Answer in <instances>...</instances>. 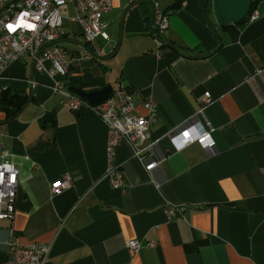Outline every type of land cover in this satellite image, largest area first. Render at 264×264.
Instances as JSON below:
<instances>
[{
  "label": "crops",
  "instance_id": "obj_1",
  "mask_svg": "<svg viewBox=\"0 0 264 264\" xmlns=\"http://www.w3.org/2000/svg\"><path fill=\"white\" fill-rule=\"evenodd\" d=\"M255 1L260 18L228 29L218 25L213 0H183L177 11L176 0H156L169 18V47L153 35V2L116 0L103 17L109 40L96 43L117 48L114 55L105 50L59 78L86 92L124 86L140 117L146 99L154 102L150 141L160 165L146 171L121 143L125 192L105 178L102 119L62 107L32 60L9 66L0 88L33 97L11 120L0 109V157L7 151L19 170L15 217L0 227V264L10 230L22 244L52 243L45 264H264V0ZM64 30L60 45L81 50V27L67 21ZM196 119L214 129L213 153L171 141ZM66 179L70 187L53 196L52 184ZM169 204L184 208L180 219L167 221ZM132 240L141 242L136 254Z\"/></svg>",
  "mask_w": 264,
  "mask_h": 264
},
{
  "label": "built area",
  "instance_id": "obj_2",
  "mask_svg": "<svg viewBox=\"0 0 264 264\" xmlns=\"http://www.w3.org/2000/svg\"><path fill=\"white\" fill-rule=\"evenodd\" d=\"M116 0H0V81L5 72L15 62L30 59L37 72L52 79V93L59 96V104L74 112L84 110L95 112L108 126L106 145L107 169L105 178L110 185L121 192L126 191L125 178L121 164L117 162L116 150L121 143H126L132 155L142 164L146 171L153 172L160 165L153 159L157 143L150 141V130L155 123L156 106L147 98L144 103L146 115H136V103L127 88L122 86L103 104L92 106L79 96L71 93L68 86L59 78H66L71 73L73 64L99 61L106 57L102 48L97 46L99 39L109 40L103 21ZM132 2L150 1L154 6V29L157 42L162 45V37L169 26V18L159 9L156 0H131ZM72 7L73 16L68 8ZM247 23L256 22L260 12L253 9L247 16ZM79 25L82 29L84 46L72 54L60 45L65 36V22ZM11 26V27H10ZM34 90L39 84L29 82ZM6 88L1 89L0 92ZM209 100V94H206ZM199 113H202L200 111ZM214 129L207 123L204 127L198 119L184 122L169 137L179 149L198 144L208 152L214 151L216 141ZM11 155L3 151L0 157V227L3 221H12L16 213L19 186V170L11 161ZM69 180L58 181L51 186L53 196L60 195L70 187ZM183 207L167 205L164 214L168 222L180 219ZM7 257L2 264H45L52 243L31 242L22 244L9 232L4 242ZM155 246L154 243H149ZM133 253L141 249L139 240L128 242Z\"/></svg>",
  "mask_w": 264,
  "mask_h": 264
},
{
  "label": "water",
  "instance_id": "obj_3",
  "mask_svg": "<svg viewBox=\"0 0 264 264\" xmlns=\"http://www.w3.org/2000/svg\"><path fill=\"white\" fill-rule=\"evenodd\" d=\"M255 0H213L214 15L218 25L225 28L229 25H239L242 23L252 8V4ZM140 2H135L134 5ZM152 24L154 25V13L152 16ZM166 42L162 41V44ZM169 47H172L171 43H166ZM35 67L34 63L32 65ZM68 90L82 98L84 101L92 106H98L112 97L114 88L112 86H106L100 90H94L86 92L75 87H68Z\"/></svg>",
  "mask_w": 264,
  "mask_h": 264
},
{
  "label": "trees",
  "instance_id": "obj_4",
  "mask_svg": "<svg viewBox=\"0 0 264 264\" xmlns=\"http://www.w3.org/2000/svg\"><path fill=\"white\" fill-rule=\"evenodd\" d=\"M182 2L183 0H176L175 4L171 7V9L174 11L179 10L182 5ZM255 2L256 1H254V3L252 4V8L249 14H251L253 9H255ZM247 18L242 23L235 26H243L245 23H247ZM231 27L234 26L229 25L225 28L229 29ZM153 35H155V29ZM116 50L110 53L108 57H112L116 52ZM32 97H33L32 93L12 92L10 88H6L5 90L1 91L0 109L6 114V120H11L13 118H16L19 115V113L26 107V105L32 100Z\"/></svg>",
  "mask_w": 264,
  "mask_h": 264
},
{
  "label": "rangeland",
  "instance_id": "obj_5",
  "mask_svg": "<svg viewBox=\"0 0 264 264\" xmlns=\"http://www.w3.org/2000/svg\"><path fill=\"white\" fill-rule=\"evenodd\" d=\"M104 50V49H103ZM105 50H107L108 51V53H110L109 51H110V48H107L106 49V47H105ZM105 50H104V52H105ZM5 246V245H4Z\"/></svg>",
  "mask_w": 264,
  "mask_h": 264
},
{
  "label": "snow or ice",
  "instance_id": "obj_6",
  "mask_svg": "<svg viewBox=\"0 0 264 264\" xmlns=\"http://www.w3.org/2000/svg\"><path fill=\"white\" fill-rule=\"evenodd\" d=\"M11 27V26H10Z\"/></svg>",
  "mask_w": 264,
  "mask_h": 264
}]
</instances>
